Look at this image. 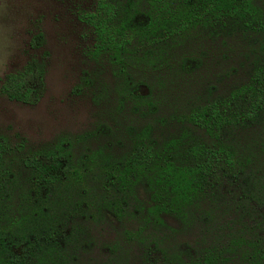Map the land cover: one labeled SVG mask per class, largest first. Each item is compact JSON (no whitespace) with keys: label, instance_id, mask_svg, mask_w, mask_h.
<instances>
[{"label":"trees","instance_id":"obj_1","mask_svg":"<svg viewBox=\"0 0 264 264\" xmlns=\"http://www.w3.org/2000/svg\"><path fill=\"white\" fill-rule=\"evenodd\" d=\"M76 15L99 69L78 90L101 115L44 146L0 135V264H264V0ZM44 55L0 93L38 105Z\"/></svg>","mask_w":264,"mask_h":264},{"label":"rangeland","instance_id":"obj_2","mask_svg":"<svg viewBox=\"0 0 264 264\" xmlns=\"http://www.w3.org/2000/svg\"><path fill=\"white\" fill-rule=\"evenodd\" d=\"M80 0H0V87L5 77L45 52L46 93L36 106L8 100L0 93V135L12 143L44 146L63 135L81 134L99 120L89 92H79L99 69L87 58L89 35L78 21ZM42 50L31 46L39 33ZM176 226V222L166 218Z\"/></svg>","mask_w":264,"mask_h":264}]
</instances>
